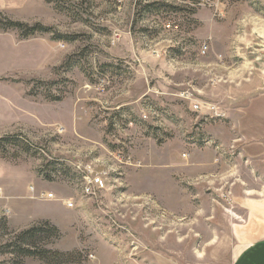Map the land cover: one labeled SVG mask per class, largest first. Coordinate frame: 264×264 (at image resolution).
Masks as SVG:
<instances>
[{
	"label": "rangeland",
	"instance_id": "1",
	"mask_svg": "<svg viewBox=\"0 0 264 264\" xmlns=\"http://www.w3.org/2000/svg\"><path fill=\"white\" fill-rule=\"evenodd\" d=\"M10 137L1 196L39 200L0 213V246L49 221L82 264H235L239 203L264 198V0H0Z\"/></svg>",
	"mask_w": 264,
	"mask_h": 264
},
{
	"label": "trees",
	"instance_id": "2",
	"mask_svg": "<svg viewBox=\"0 0 264 264\" xmlns=\"http://www.w3.org/2000/svg\"><path fill=\"white\" fill-rule=\"evenodd\" d=\"M147 8H151L148 6ZM10 26L26 29L21 23L10 22ZM27 35H34L36 32H49V28L41 25L33 27ZM14 143L20 145L15 137L0 139V148L3 149V143ZM27 151L30 149L27 148ZM58 167L52 169L56 173ZM56 171V172H55ZM51 179L50 175L45 176ZM8 233V222L6 219H0V232ZM14 238L0 246V254L11 257V264H26L27 260L37 261L41 264H82L83 254L81 252L63 253L49 249V244L58 241L61 238L60 229L49 221L36 223L19 233H13Z\"/></svg>",
	"mask_w": 264,
	"mask_h": 264
},
{
	"label": "crops",
	"instance_id": "3",
	"mask_svg": "<svg viewBox=\"0 0 264 264\" xmlns=\"http://www.w3.org/2000/svg\"><path fill=\"white\" fill-rule=\"evenodd\" d=\"M241 146L244 147V150L247 152L249 147L246 148L244 143ZM245 151H243V154ZM247 193L249 194V191H247ZM26 197L32 201L39 200L35 197L32 198L31 194L23 197H20V195L13 196L12 194L8 196L4 194L3 197L0 195V213L10 216L8 208L12 211L11 203L18 201L21 198L25 199ZM45 202L50 205L56 203L51 201ZM239 204L243 207L245 215H242L243 218H241L240 223H235L233 225L238 228V235L239 237H242L241 242H244V245H242L235 253L238 254L235 264H264V198H258L255 200L253 198L245 197L242 198ZM10 220L11 225L16 221L14 214H11ZM36 221L37 220L32 221L27 226ZM18 229L21 228L19 227Z\"/></svg>",
	"mask_w": 264,
	"mask_h": 264
},
{
	"label": "built area",
	"instance_id": "4",
	"mask_svg": "<svg viewBox=\"0 0 264 264\" xmlns=\"http://www.w3.org/2000/svg\"><path fill=\"white\" fill-rule=\"evenodd\" d=\"M203 5H209L211 4L212 0H199ZM208 51V47L205 45L203 47V53L205 54L206 52ZM200 108L199 105H195L194 106V109L195 110H198ZM86 181H87V185H86V193L89 194V195H95L96 194V187H101L103 188L104 187V182L103 180L100 178V177H92V175H88L87 178H85ZM100 188V189H101ZM0 195H1V192H0ZM44 194H42L43 196ZM48 198L52 199L54 198V194H48L47 195ZM67 206L69 208H74L75 207V204L73 202H68L67 203Z\"/></svg>",
	"mask_w": 264,
	"mask_h": 264
}]
</instances>
